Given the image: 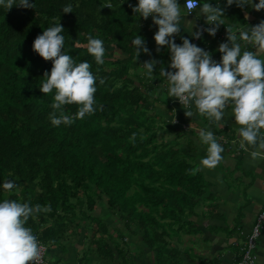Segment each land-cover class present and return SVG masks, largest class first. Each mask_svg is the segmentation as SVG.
<instances>
[{
	"label": "trees",
	"instance_id": "obj_1",
	"mask_svg": "<svg viewBox=\"0 0 264 264\" xmlns=\"http://www.w3.org/2000/svg\"><path fill=\"white\" fill-rule=\"evenodd\" d=\"M29 2L35 9L0 6V202L51 206L27 224L45 246L47 264H143L146 251L154 255L153 264H179L169 262L182 254L170 240L181 242L185 218L196 217L207 183L201 174H192V141L178 140L185 131L179 128L182 134L171 139L161 133L180 121L176 111H185L168 98V81L160 75L161 67L171 71L169 49L156 51L155 30L129 7L138 0ZM68 4L73 13L64 14ZM60 22L64 51L77 63L88 61L106 82L97 80L94 115L57 127L49 119L55 92L44 95L39 88L52 61L32 46L37 35ZM89 34L104 41L101 66L87 52ZM138 35L158 61L151 79L139 74L146 55L141 51L136 59L132 41ZM65 110L74 115L77 106ZM6 180L18 188L5 191ZM96 207L106 209L123 230L95 214ZM125 231L139 239L136 252L127 245ZM68 245L72 255L66 258Z\"/></svg>",
	"mask_w": 264,
	"mask_h": 264
},
{
	"label": "clouds",
	"instance_id": "obj_2",
	"mask_svg": "<svg viewBox=\"0 0 264 264\" xmlns=\"http://www.w3.org/2000/svg\"><path fill=\"white\" fill-rule=\"evenodd\" d=\"M200 2L186 0L182 7L179 0H138L136 6L129 4V7L144 20L152 17L153 23L158 26L154 34L156 51L159 53L161 48L167 47L171 53V71L164 67L159 69L160 75L168 81V98L178 100L187 117L193 116V111L189 109L194 105L200 116L207 117L209 122L217 125L224 119L226 109L231 107L232 117L239 126L240 148L249 152L252 161L264 159V58L260 55L264 53V20L247 28L227 26V42L220 43L218 51L221 59L217 62L209 51L188 38L181 37L182 44L175 41L182 26L193 38L200 39L205 31L215 37L220 26L225 25L224 10L219 5L203 2L201 7ZM14 4L35 9V4L29 0H19L18 4L17 0H0V6L7 11ZM233 4L241 9L250 6L257 12L264 10V0L258 3L254 0H227L228 6ZM197 9V18L203 15L206 24L211 27L200 26L199 30L193 31L198 26L186 17ZM62 11L64 14L73 13V7L68 4ZM245 19H248L247 14ZM64 29L61 22L44 29L32 46L33 51L45 61H52L51 71L44 73L46 80L39 88L44 95L55 92L49 119L57 127L61 124L71 126L78 119L94 115L97 110V80L100 85L106 82L93 73L88 61L77 63L64 51ZM132 44L136 49V59L141 51L151 56L144 37L136 36ZM247 45H251L255 51L248 50ZM87 52L94 57L97 66L105 63L103 40L89 34ZM157 63V60L150 59L142 64L149 79ZM68 105L77 106L74 115L66 113L65 107ZM135 138L134 133L131 139L134 141ZM199 141L207 146V154L200 160V165L207 169L217 168L224 159L223 145L210 130H201ZM192 171L194 174L196 169ZM2 187L11 192L18 185L6 180ZM50 211V205H30L12 199L0 202V264H41L44 246L27 224L30 218L36 219L39 214ZM257 233L258 226L253 238Z\"/></svg>",
	"mask_w": 264,
	"mask_h": 264
},
{
	"label": "crops",
	"instance_id": "obj_3",
	"mask_svg": "<svg viewBox=\"0 0 264 264\" xmlns=\"http://www.w3.org/2000/svg\"><path fill=\"white\" fill-rule=\"evenodd\" d=\"M185 1L183 0L182 7ZM207 2L213 6L219 5L224 10L223 18L226 23L220 26L215 37L205 31L195 43L209 51L212 58L219 62L221 53L218 48L220 43L227 42V26L235 28L254 26L264 20V10L257 12L250 6L241 9L236 4L228 6L227 0H207ZM254 2L258 3L259 0ZM198 11L199 9L186 17L189 21H195L198 26L193 31L199 30L200 26L204 28L212 26L206 24L203 15L197 18ZM181 37L195 41V38L183 26L175 40L182 42ZM246 47L248 50L255 51L251 45ZM260 55L264 58V53ZM151 59L157 60L154 56ZM167 62L169 66L171 54L168 55ZM189 110L193 111L192 117H187L184 110H181L182 113L176 111L177 116L180 115L178 124L181 122L191 125L184 134L186 139L192 141V164L196 169L194 174H201L207 186L203 195L205 196L202 200L203 205H201L205 216L200 219L189 218L192 225L189 224L188 228L191 231H182L180 234L185 240L188 239L187 243L191 247L186 248L184 256L181 255L179 264H234L239 258L242 247L238 237L245 239L258 214L264 209V159L252 161L249 152L240 148V137L237 131L239 126L235 123L234 116L232 117L231 107L226 109L224 119L219 125L209 122L207 117L200 116L194 105ZM163 112L161 111L160 115H165ZM175 117L176 115L169 119ZM178 124H175L176 128L172 130L173 127L170 128V134L180 130ZM201 130L212 131L225 149L222 154L224 159L215 169H207L200 165V160L207 154V146L199 141ZM183 146L185 147L186 143ZM192 227L196 228L197 232H194ZM255 254L257 264H264V234L257 241ZM147 262L146 258L143 264Z\"/></svg>",
	"mask_w": 264,
	"mask_h": 264
},
{
	"label": "rangeland",
	"instance_id": "obj_4",
	"mask_svg": "<svg viewBox=\"0 0 264 264\" xmlns=\"http://www.w3.org/2000/svg\"><path fill=\"white\" fill-rule=\"evenodd\" d=\"M148 21L150 22V25H151V29L154 31H158V28H157V26L153 23V20H152V17H149L148 18ZM154 33V32H153ZM171 54V53H170ZM146 56L144 57V59L142 60V64L145 62V61H148V60H150L151 58H152V56H153V54H151V56L150 55H148V54H145ZM124 57V55H115V58H113V59H119V58H123ZM167 62V61H166ZM146 72H147V70L143 67V65H142V68H141V70L139 71V74L140 75H144V74H146ZM165 94V93H164ZM157 94H155V96H156ZM169 99H171V100H175L174 98H171V97H169ZM157 106H158V111L159 112H161L160 110L162 109V108H164V106L163 105H161V104H156ZM174 106V105H173ZM178 106V105H177ZM179 106H180V104H179ZM178 106V107H179ZM172 121H173V119H171ZM174 124V123H173ZM176 124H178V122H176ZM175 125V124H174ZM173 125V128H171V130L172 129H174V126ZM178 128H181L183 131H187V129L191 126V125H189V123L188 124H185V123H181L180 122V124H178ZM176 128V127H175ZM161 133H163V134H165V136H164V138L165 139H171V138H173L174 136H177V135H181L182 134V131L181 130H177L176 132H174L173 134H170V128H168V129H165V130H162L161 131ZM179 139V141L181 142V143H184L185 141H186V138H185V136L184 135H181V137H178ZM188 140V139H187ZM194 162V161H193ZM192 174H193V171H192ZM200 204V205H199ZM199 204L198 205H196L195 206V210H194V213H195V215H196V217L197 218H199L200 219V217H204L205 216V214L203 213V208H202V206L201 205H203V201H199ZM96 209V211H95V214L97 213V214H99V212L101 213V216H103L104 217V219H107L109 222H112V223H110V224H113V225H115L114 227L115 228H117V229H121V230H123V224L121 223V222H118V221H116L115 219V217H113V216H111L109 213H108V211L106 210V209H104V208H101V207H96L95 208ZM190 218H192V217H190ZM188 220H190L189 218H185V223H184V228H182V231L183 230H185V231H188V226H189V224L188 223H186V221H188ZM114 221V222H113ZM188 228V229H187ZM192 229H193V231L195 232H197V230H196V228H194V227H192ZM70 230H74V228L73 227H70ZM110 232H112V231H110ZM126 232V231H125ZM209 235V234H208ZM125 238H126V241H127V245L128 246H130V248L132 249V251H134V252H136V249H135V245L134 244H139V239H134L135 237H131V236H129L128 235V233L126 232V235H125ZM181 238H182V240H181V242H179L178 240H177V238H172L170 241H171V243L173 244V245H175L176 246V248L180 251V252H182V254L181 253H178V254H180L179 256L177 255L175 258H168V259H170L169 260V262H173V263H177L179 260H181V255H184V251L186 250V248H188V247H191V245L190 244H188L187 242H188V239H186L185 240V238L183 237V236H181ZM238 241L240 242V247L242 246H244V244H245V239L244 238H242V237H238ZM138 242V243H137ZM68 243H69V245H70V240L68 241ZM76 244H79V243H76ZM67 246V252L66 253H64V257H66V258H69L71 255H72V247L71 246ZM77 246V249H79V251L80 250H82V248H83V246L81 245V244H79V245H76ZM127 247V246H126ZM241 247V248H242ZM146 256H147V260L149 261V263L151 264H153V260H152V257L154 256L152 253H148V251H146Z\"/></svg>",
	"mask_w": 264,
	"mask_h": 264
},
{
	"label": "built area",
	"instance_id": "obj_5",
	"mask_svg": "<svg viewBox=\"0 0 264 264\" xmlns=\"http://www.w3.org/2000/svg\"><path fill=\"white\" fill-rule=\"evenodd\" d=\"M185 3L186 1L184 2V4ZM173 102L176 104H180L179 101L176 99ZM257 226H258V233L256 234L255 238H253V233L254 231L257 230ZM262 234H264V209L258 214L256 221L252 225L249 234L245 237V244L240 249L241 253L239 255V259L234 264H257V256L255 254V249H256L257 241L259 240ZM45 253H46V248L44 246L41 264H47L44 260Z\"/></svg>",
	"mask_w": 264,
	"mask_h": 264
}]
</instances>
